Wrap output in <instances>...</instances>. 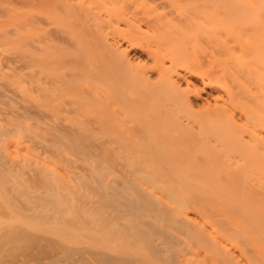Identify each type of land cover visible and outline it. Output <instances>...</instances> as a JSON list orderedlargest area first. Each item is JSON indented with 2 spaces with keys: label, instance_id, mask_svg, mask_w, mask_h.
Listing matches in <instances>:
<instances>
[{
  "label": "bare ground",
  "instance_id": "bare-ground-1",
  "mask_svg": "<svg viewBox=\"0 0 264 264\" xmlns=\"http://www.w3.org/2000/svg\"><path fill=\"white\" fill-rule=\"evenodd\" d=\"M0 264H264V0H0Z\"/></svg>",
  "mask_w": 264,
  "mask_h": 264
},
{
  "label": "rangeland",
  "instance_id": "rangeland-1",
  "mask_svg": "<svg viewBox=\"0 0 264 264\" xmlns=\"http://www.w3.org/2000/svg\"><path fill=\"white\" fill-rule=\"evenodd\" d=\"M68 7V6H67ZM137 24H139V27L140 28H143V29H145L146 30V22L145 21H141V20H138V22H137ZM149 33H151V32H149ZM145 36H148V33H145ZM198 38V37H197ZM197 38H195L196 40V43H199V40L201 39L200 37H199V39H197ZM202 40V39H201ZM201 42H203V40L201 41ZM200 42V43H201ZM200 45V44H199ZM199 45H197V47H199L198 49H200V50H198V52L200 51L201 53H198L196 50H195V54H194V52L192 53V58L194 57V58H200L201 59V57L200 56H202L203 55V51H202V47H200ZM195 49V48H194ZM194 51V50H193ZM197 52V53H196ZM199 54H200V56H199ZM196 63V62H195ZM196 64H198V63H196ZM192 63L190 64V67H191V69L193 68L192 66ZM199 67H200V65H199ZM198 67V68H199ZM196 67L194 66V68L193 69H195ZM197 68V69H198ZM199 69H201V67L199 68ZM202 83H201V85H200V82H197V84L195 85V88L194 89H196V90H194V91H192V93H200L201 91H203V92H201L202 93V95H203V93H204V87L202 86ZM202 88V89H201ZM200 91V92H199ZM192 93H191V95H192ZM192 97H193V95H192ZM182 163V162H181ZM184 167H186V166H183V167H181L182 168V170H186V169H184ZM180 169V168H179ZM181 170V171H182ZM179 172H180V170H178ZM182 172H186V171H182Z\"/></svg>",
  "mask_w": 264,
  "mask_h": 264
}]
</instances>
